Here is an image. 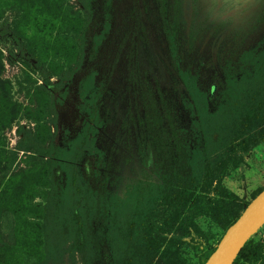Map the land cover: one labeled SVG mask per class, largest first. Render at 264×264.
Listing matches in <instances>:
<instances>
[{"label":"rangeland","instance_id":"rangeland-1","mask_svg":"<svg viewBox=\"0 0 264 264\" xmlns=\"http://www.w3.org/2000/svg\"><path fill=\"white\" fill-rule=\"evenodd\" d=\"M162 4L167 28L175 35V57ZM0 18L20 33L23 45L19 50L11 35L0 38V264H71L65 247L45 241L52 228H43L40 196L65 204L71 199L67 159L77 148L90 108H98L96 127L87 149L71 164L81 185L116 200L117 217L123 219L139 187L155 178L141 161L149 134L146 86L155 96L159 88L176 127L193 144L194 103L182 76H190L213 111L222 102L226 79L250 77L264 50V0H179L177 5L174 0H88L87 7L80 0H0ZM28 49L48 67L46 78ZM87 76L90 81L82 90ZM39 84L54 97L53 123L44 129L60 158L33 166L14 147L16 124L32 125L38 116L43 102ZM46 166L52 178L44 180ZM223 182L249 202L264 186V143L246 152ZM51 184L61 188L59 195ZM87 219L95 249L91 264H113L109 221L94 214ZM197 222L212 234L213 244L224 233L207 216ZM250 238L264 243V225ZM186 254L196 262L194 250L188 248Z\"/></svg>","mask_w":264,"mask_h":264},{"label":"trees","instance_id":"trees-1","mask_svg":"<svg viewBox=\"0 0 264 264\" xmlns=\"http://www.w3.org/2000/svg\"><path fill=\"white\" fill-rule=\"evenodd\" d=\"M178 1L174 0L175 5ZM80 2L87 7L88 0ZM165 10L162 4L167 43L171 56L175 57L177 44L175 35L167 28ZM9 35L20 50L23 47L19 41L20 33L7 19L0 18V38ZM28 51L35 59L38 73L46 78L48 67L33 49ZM256 61L250 77L226 79L222 102L213 111L209 110L204 93L190 76H182L194 103L193 144L176 127L159 88L155 96L154 91L146 86L143 100L149 134L141 161L155 178L139 187L136 202L123 219L117 217L116 200L96 196L90 187L81 185L71 164L76 162L80 151L87 149L96 127L98 108L96 105L90 108L77 148L67 159L71 162L66 166L71 199L65 204L59 199L40 196L44 202L43 216L40 217L43 228H52L45 232V241L58 249L65 247L71 264H91L95 249L88 233L87 217L94 214L109 221L113 264H203L218 242H211L212 234L200 227L197 218L207 216L223 231L237 219L248 202L226 187L223 180L243 162L246 152L264 143V50ZM89 81L90 76H87L81 85L82 90ZM38 88H41L43 97L41 107L37 108L38 116L31 119L32 125L16 124L19 138L14 147L30 158L33 166L44 160L51 162L53 158H60L50 133L44 129V125L53 123L54 97L42 84ZM10 153L8 159L12 162L15 153ZM46 169L44 180L49 179V175L52 178L51 168L46 166ZM51 185L53 193L59 195L61 188ZM263 187H259L253 197ZM188 248L196 253V262H191L187 256ZM237 262L264 264V243L249 238L233 264Z\"/></svg>","mask_w":264,"mask_h":264},{"label":"water","instance_id":"water-1","mask_svg":"<svg viewBox=\"0 0 264 264\" xmlns=\"http://www.w3.org/2000/svg\"><path fill=\"white\" fill-rule=\"evenodd\" d=\"M264 225V187L224 231L203 264H233L246 241Z\"/></svg>","mask_w":264,"mask_h":264}]
</instances>
